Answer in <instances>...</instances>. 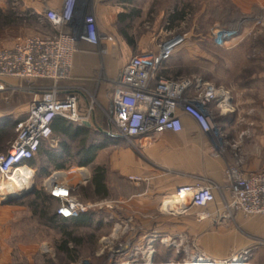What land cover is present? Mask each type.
<instances>
[{
  "label": "built area",
  "instance_id": "1",
  "mask_svg": "<svg viewBox=\"0 0 264 264\" xmlns=\"http://www.w3.org/2000/svg\"><path fill=\"white\" fill-rule=\"evenodd\" d=\"M44 18L53 29L52 35L19 38L11 47L0 49V102L15 93L27 92L36 81L49 83L39 87L40 95L30 103L25 118L13 123L15 137L7 152L0 154V201L16 189L19 193L23 187L22 182L18 185L13 180L17 170L25 168L31 172V178L34 176L26 162L36 155L41 143L50 138L51 123L55 118L83 126L90 123L94 116L93 106L97 105L94 99L96 92L91 94L82 86L69 84L72 59L79 43L98 46L100 41H111L112 38L100 37L94 17L85 13L84 3L79 0H65L59 8L45 10ZM262 27L264 15L246 17L233 29L215 28L210 37L216 47L228 48L253 29ZM187 39L186 33L175 34L166 23L155 37V45L151 49L132 55L121 67L112 82L109 110L100 108L110 134L135 148L136 140L140 137L181 131L182 118L188 117L200 132L209 136L216 125L211 107L220 114L233 112L226 89L217 88L200 77L165 79L158 76L159 70L185 46ZM100 53L105 54L106 50ZM8 79L18 80L21 84L10 85L6 82ZM80 94L90 99L84 110L79 109ZM230 147L237 149L235 145ZM215 148L213 145V155H217ZM240 163L238 160L236 165L224 170V185L204 179L195 185L181 186L163 199V205L169 210L176 208L179 215L192 209L199 210L195 212V217L203 220L210 217L207 207L218 196L221 209L216 210L213 219L218 225L225 220L236 219L237 215L245 218L264 217V167L244 173ZM61 174L54 171L42 182L43 190L56 203L55 213L58 217L69 220L109 207V203H84L77 198L75 193L88 182V174L81 175L76 182H71L65 176L56 179ZM129 180L134 183L143 181L136 176L129 177ZM129 224V220H119L114 230L123 232L129 228ZM171 238H162L161 242L170 241L173 246L175 240ZM180 238L179 243H182L184 238ZM260 246H264V241L253 238L247 246L234 249L221 259L203 252L189 254L183 251L186 260L183 262L248 264L253 251ZM117 248L120 249L117 252L119 257L126 255L122 246ZM151 254L152 251H148L149 259Z\"/></svg>",
  "mask_w": 264,
  "mask_h": 264
},
{
  "label": "crops",
  "instance_id": "2",
  "mask_svg": "<svg viewBox=\"0 0 264 264\" xmlns=\"http://www.w3.org/2000/svg\"><path fill=\"white\" fill-rule=\"evenodd\" d=\"M19 1L22 9L21 17L32 18L39 24L45 23L53 34V29L44 18V12L47 9L59 8L65 0ZM79 1L84 3L85 13L94 17L100 37L107 36L112 40H102L98 46L87 43L77 45V51L72 59V79L69 84L82 86L88 92H96L102 108L109 110L112 82L121 67L133 52L145 51L155 45V37L164 28L163 25L159 27V22L166 21L174 13L175 8H185L182 19L187 17L190 13L191 0ZM228 1L241 15L250 16L264 10V0ZM132 20L138 21L136 28L139 31L144 30V34L141 33L144 37L132 38V34L135 33L127 26ZM168 28L170 29L169 24ZM148 30L151 32L148 33ZM13 44L12 42L3 48H9ZM103 49L106 50L105 54L100 53ZM159 77L165 78L163 75ZM254 79L260 80L257 89L262 99L260 104L253 108L258 115L261 114V119L256 118L248 125V130L253 132L252 141L256 143L250 149L252 152L248 165L241 168L244 173L264 167V77ZM6 82L10 85L21 84L15 79H8ZM47 84L49 83L46 81H36L30 85L31 89L27 92L15 93L26 96L28 100L22 111L13 110L10 113L13 122L25 118L30 103L40 95L39 87ZM251 91L253 89H247V92ZM249 99L251 101V98H247V102ZM86 102V96L80 94V110L85 109ZM99 123L94 115L90 124L99 127ZM238 127V121L230 124V129L234 132L239 130ZM105 134L114 140L107 141L105 147L96 152L93 161L95 165H102L106 169L103 183L107 194L101 200L109 203V207L103 208V212L108 213V217L102 220L103 224L120 218L129 220L130 225L135 229L134 236L137 243L142 242L144 236L151 238L160 234L163 238H171L176 232L184 233L196 238L197 242H195L200 249L216 259L225 258L231 248L240 249L247 246L250 239L264 241V217L245 218L237 215L238 230L230 232L223 230L222 224H216L213 220L216 216L215 212L221 209L218 196L207 207L210 217L203 220H196L190 213L176 214V208L169 210L163 205V199L172 195L178 187L195 185L204 179L219 185L225 184L224 170L231 163L229 155L223 157L213 155V145L208 135L200 132L190 118H182V129L177 133L166 131L138 138L135 148L113 135ZM49 148L56 152L60 151L59 145ZM36 155L28 160L26 165L34 176L37 174L42 177V184L46 176L42 172L41 162L45 158ZM100 157L103 159L101 160ZM62 158L66 165L70 164L65 169L72 164L83 170L88 168L78 166L81 160L76 156L68 158L62 153ZM134 176L142 178L143 181L139 183L130 181L129 177ZM89 181L90 177L87 183ZM71 182L74 180L71 179ZM26 210L25 206L12 202L0 203V264H55L41 246L44 241L32 235L29 216H22ZM66 264L73 263L66 262ZM248 264H264V246L257 247L253 251Z\"/></svg>",
  "mask_w": 264,
  "mask_h": 264
},
{
  "label": "rangeland",
  "instance_id": "3",
  "mask_svg": "<svg viewBox=\"0 0 264 264\" xmlns=\"http://www.w3.org/2000/svg\"><path fill=\"white\" fill-rule=\"evenodd\" d=\"M189 11V15L184 19L169 24L172 32L175 34L186 33L188 39L185 46L177 51L159 70L158 76L163 75L167 79L200 77L209 81L213 86L221 87L229 92L233 112L220 114L218 110L211 107L216 125L214 131L208 137L213 142V145L216 146L217 156L229 155L231 163L226 168L236 165L238 160L241 162L239 164L240 168L246 167L252 152L250 149L256 143L252 141L253 132L248 130V125L253 123L256 118L261 119V114L258 115L253 107L259 105L262 99V95L259 94L257 89L260 80H255L254 78L264 77V27L253 29L248 35L237 40L231 47L218 48L212 43L211 32L215 28L229 26L231 23L227 22L228 19L239 16L238 20H240L245 15H241L234 9L228 0H191ZM21 15L22 9L19 0H0V49L10 45L12 42L14 43L19 38L52 35V31L45 23L39 24L38 21L35 22L32 18L21 17ZM259 15H264V10L258 14H251L249 17ZM137 22L132 20L127 23V26L129 27L128 29L135 33L132 34V38L138 39L144 37V35H141L142 32L144 34V30H137ZM166 23L167 21H160L159 27L161 28V25L165 26ZM147 32L150 33L151 31L148 30ZM141 52L144 51L133 52L132 54ZM248 88L253 89V91L247 92ZM240 90L244 91L239 92ZM89 93L95 94L94 91ZM247 98H251V101L249 99L247 102ZM94 99L97 105L93 106V114L100 122V130L104 134L109 133L100 110L102 106L99 99L97 96ZM27 100L28 98L21 94L8 96L7 100L0 102V117H7L12 120L13 117L10 113L13 110L22 111ZM88 100L90 99L86 98L87 102ZM236 121L239 123V130L234 132L233 129H230V124L232 122L236 123ZM14 137L15 133L11 131V134L4 139L3 144L6 148L0 154L7 152L9 144ZM103 138V135L90 133V140L100 141ZM57 141L58 138L51 134L44 145L46 147H56ZM232 145H235L237 149H232L230 147ZM75 147L71 144L72 150ZM100 159L102 160L103 158L100 157ZM78 169L80 168L72 164L71 167L60 172L64 174L62 176L67 177L69 180L72 179L74 182L80 180L81 175L88 174L89 177L91 176L90 168H86L82 172H79ZM52 173L53 171L48 176ZM41 181L42 177L36 174L33 178V186L35 185L36 189H40ZM89 185L90 181L85 186L78 188L75 193L77 198L84 203H102L101 199H97L88 191L86 194L89 198L85 199L83 197V189L90 187ZM9 193L15 194L13 192ZM19 193L17 192L16 194ZM21 199L13 201H19L20 204L27 207L22 216H29L32 235L44 241L41 246L44 247L45 253L55 264H66L65 256L59 253L56 247V241L59 239L58 231L42 225L40 219L36 217L29 206L33 198ZM103 210L102 208L92 211L93 219L96 223L98 220L102 221L108 217V213L103 212ZM198 211L193 209L187 214L190 213L192 217L198 220L195 217V212ZM119 220L121 218L117 221H107L106 224L100 222L101 224H98V226L93 223L81 225L77 228L72 227L78 236L83 235L82 237L86 240L77 249V259L73 264H127V262H130L129 264H161L159 259L166 255L169 256L170 261L165 264H190L189 262H183L185 260L183 251H187L189 254L203 252L198 243H196V238L179 232L172 235L171 239L175 240L173 246H171L170 241L169 243H162L163 237L160 234L151 238L143 235L142 242L137 243L134 236L135 229L130 224L129 228L123 230V232L120 229L114 230V225ZM221 227L227 232L238 230L236 219L225 220ZM180 237L184 238L182 243H179ZM150 239L154 241L150 242ZM118 246H122L125 249L126 255L119 257L117 252L120 249L117 248ZM234 249L236 248H231L227 254L229 255ZM150 250L152 254L149 259L147 253Z\"/></svg>",
  "mask_w": 264,
  "mask_h": 264
},
{
  "label": "trees",
  "instance_id": "4",
  "mask_svg": "<svg viewBox=\"0 0 264 264\" xmlns=\"http://www.w3.org/2000/svg\"><path fill=\"white\" fill-rule=\"evenodd\" d=\"M184 10L185 8L183 7L181 9L175 8L174 13L166 20L168 24H172L175 21L182 20ZM238 17L228 19L227 22L231 24L224 28L233 29L238 25V23L242 19L249 16H243L241 17V19L239 18L240 20H238ZM124 37L127 38L126 35H124ZM13 123L14 122L7 117H0V153L3 152L6 148L3 142L4 139H6L11 134V131H13ZM99 127L92 125L78 126L64 119L55 118L51 123V134L55 135L58 138L57 145H59L60 151L56 152L50 149L49 147H46L44 145L45 142H42L38 149V152L36 153L45 158V160L41 162V164L43 165L42 172L44 176L47 177L49 175V170L54 169L55 171H60L64 170L70 165H66V163L63 161L64 159H61L62 153L65 154V156L68 158L76 156L78 159L81 160V162H79L77 165L82 167H88L90 168L91 172L89 185L90 187L83 189V197L85 199L89 198V196H87L86 194V192L88 191L97 199H103L107 194L105 185L103 183L106 169L102 165H95L93 161L96 152L104 148L107 141H113L114 139L101 132ZM92 132L93 134L97 133L99 135H103L104 138L100 141H97L95 139L90 140V133ZM71 144H73V146H76L75 148H73V150L71 149ZM33 162L31 164H33ZM27 197L33 198V201L32 203H30L29 206L31 207L32 211H34L36 217L40 219L42 225L53 228L58 231L59 239L56 241L57 251L63 254V256H65V260L67 263L76 262L77 249L86 240L84 237H82L83 235L78 236L72 227L76 228V225L81 226V224L88 225L93 223L98 226V224H101L100 222L102 221L98 220L96 223L93 219L94 215L92 211L81 214L77 218L69 220L58 217L55 213L56 203L51 197H49V195H47L43 188L36 189L31 195L23 197L22 199ZM12 203H15L16 205L20 206H25L23 204H20L19 201H13ZM159 260L161 264H165L170 261L168 255L163 256Z\"/></svg>",
  "mask_w": 264,
  "mask_h": 264
},
{
  "label": "bare ground",
  "instance_id": "5",
  "mask_svg": "<svg viewBox=\"0 0 264 264\" xmlns=\"http://www.w3.org/2000/svg\"><path fill=\"white\" fill-rule=\"evenodd\" d=\"M31 172L30 171H28V170H26L25 168H20L19 170H17V172H16V174H15V177L13 178V180H14V182H16L18 185L21 183V190H20V192H22V191H24V190H27L28 188H30L31 186H32V184H33V177L31 178V174H30ZM62 174L59 176V175H57L56 176V179H61L62 177ZM32 179V180H31ZM25 186V187H24ZM15 189H13V191H14ZM9 192V191H11V190H6V192ZM17 189L14 191V193L16 194L17 192ZM170 203H173V204H175L176 202L175 201H171ZM168 205H170V204H168Z\"/></svg>",
  "mask_w": 264,
  "mask_h": 264
},
{
  "label": "water",
  "instance_id": "6",
  "mask_svg": "<svg viewBox=\"0 0 264 264\" xmlns=\"http://www.w3.org/2000/svg\"><path fill=\"white\" fill-rule=\"evenodd\" d=\"M90 123H86V126H90ZM108 135H112L110 133H107ZM35 186H31L30 188H28L27 190H24L22 192H20L19 194H10L7 197H5L2 201V203H9L12 202L13 200H18L21 199L23 197H26L28 195H31L34 191H35Z\"/></svg>",
  "mask_w": 264,
  "mask_h": 264
}]
</instances>
